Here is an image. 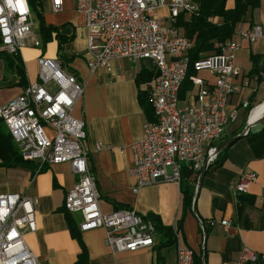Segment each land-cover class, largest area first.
Returning <instances> with one entry per match:
<instances>
[{
	"label": "crops",
	"instance_id": "crops-1",
	"mask_svg": "<svg viewBox=\"0 0 264 264\" xmlns=\"http://www.w3.org/2000/svg\"><path fill=\"white\" fill-rule=\"evenodd\" d=\"M186 1L197 9V0ZM27 2L29 7L38 4L42 23L51 31L48 34L42 31L36 13L31 12L32 30L40 47L29 45L17 56L0 55V108L20 95L26 86L38 82L40 56L57 59L84 87L72 116L84 125L88 166L100 194L102 213L133 209L143 216L157 217L164 227H177L179 222L177 240L182 247L194 252L197 264H236L242 247L264 251V0L247 12L232 37L240 46L236 64L241 74L231 77L230 81L242 88L226 104L227 124L218 146L242 134L252 112L263 106V113L254 122L261 121L218 153L198 190L196 179L193 203L185 213L180 186L176 183L160 181L137 193L132 191L135 180L129 173L130 146L142 138L144 121L154 120L148 101L150 83L157 74L154 62L117 59L109 71L98 68L90 72L86 32L80 26L75 0H63L58 12H53L49 0ZM228 6H232V0L228 1ZM191 14L181 12L179 15L186 21ZM157 16L163 27H170L167 6L159 9ZM213 22L220 25L222 19L215 18ZM255 25L261 27L260 37L254 41L238 38L239 30ZM176 28L184 36L177 22ZM256 56L260 58L259 71L251 75L252 57ZM17 67L25 74L22 85ZM200 76L212 80L205 73ZM183 98L190 101L187 95ZM243 102L248 103L247 109L242 107ZM98 144L100 149H97ZM243 172L254 173L256 180L247 193L234 197L232 188ZM76 181L77 176L68 163L44 165L39 170L35 162L6 167L0 158V194L15 193L39 199L36 232L25 236L37 261L42 264H177L175 242L167 244V238L158 232L152 248L120 253H112L106 246L103 229L80 232L81 216L68 214L64 209L65 196ZM222 221L230 223L227 233L223 231Z\"/></svg>",
	"mask_w": 264,
	"mask_h": 264
},
{
	"label": "built area",
	"instance_id": "built-area-1",
	"mask_svg": "<svg viewBox=\"0 0 264 264\" xmlns=\"http://www.w3.org/2000/svg\"><path fill=\"white\" fill-rule=\"evenodd\" d=\"M53 12L61 10L63 0H49ZM80 26L86 32V51L90 72L110 70L117 59L154 62L157 74L150 83L148 101L154 120L144 121L142 138L134 142L130 175L135 180L134 193L158 182H181L185 168L198 180L200 172L217 159L216 148L224 136L229 98L242 85L230 81L241 74L236 64L239 43L229 40L218 54L202 56L193 62L194 74L188 77L192 88L184 101L179 96L187 78L188 52L193 43L179 34L176 22L181 12L194 13L186 0H75ZM11 11L0 0V53L17 56L27 46L40 47L34 36L32 15ZM167 6L170 27H163L157 16ZM23 15V19H22ZM8 31L5 33L4 28ZM262 35L261 27L239 30V39L254 41ZM38 82L0 108L5 124L23 161L44 165L68 163L77 176L74 187L65 196L64 209L79 214L80 232L103 229L104 242L112 253L137 252L155 245L154 223L133 209L104 214L100 194L88 166L86 134L81 120L72 116L76 102L83 96V84L65 71L55 58L37 59ZM205 73L211 81L200 76ZM52 86V88H50ZM243 108L248 103L243 102ZM235 116H233L234 118ZM101 145L98 144L97 149ZM256 176L240 174L232 188L234 197L245 194ZM38 198L20 194H0V264H42L28 247L25 236L36 232ZM227 233L230 223L222 221ZM177 264H197L192 250L182 247L178 228L173 227ZM236 264H264V251L242 247Z\"/></svg>",
	"mask_w": 264,
	"mask_h": 264
},
{
	"label": "trees",
	"instance_id": "trees-1",
	"mask_svg": "<svg viewBox=\"0 0 264 264\" xmlns=\"http://www.w3.org/2000/svg\"><path fill=\"white\" fill-rule=\"evenodd\" d=\"M229 0H197V9L191 14L189 20H184L182 16H178L177 25L183 29V34L186 38L192 41L193 46L188 52L189 68L187 78L184 80L179 96L183 99L185 93L191 90L192 85L188 77L193 75V62L202 56L218 54L224 46L235 34L236 25L240 23L248 11L257 8L261 0H232V6H228ZM38 4L30 6V10L36 13L40 22V29L45 33H49L51 28H45L42 20L40 10L37 8ZM220 18L222 23L217 25L213 19ZM0 55L8 56L1 53ZM259 57H252L253 67L251 75L257 74L259 69L257 63ZM19 83L24 84V71L17 67ZM150 105V104H149ZM0 158L6 167L25 166L29 162L23 161L16 144L12 140L3 121L0 120ZM196 178L187 169L183 168L181 173V182L179 184L182 194L183 212L191 209L193 203L194 183ZM183 218V216H182ZM180 219V221L182 220ZM155 226L156 232L166 237L167 244L175 242L173 229L171 227H164L160 220L152 215L148 216ZM179 222L177 227L179 228Z\"/></svg>",
	"mask_w": 264,
	"mask_h": 264
},
{
	"label": "water",
	"instance_id": "water-1",
	"mask_svg": "<svg viewBox=\"0 0 264 264\" xmlns=\"http://www.w3.org/2000/svg\"><path fill=\"white\" fill-rule=\"evenodd\" d=\"M260 121H261V119H260V120L258 119V120L255 121V122H254V121H253V122H249V123L247 124V126H246L244 132H243L242 134L237 135V136H234V137H232V138L226 140V141L223 142L222 144H220V145L216 148V154L218 155V153H220L223 149H225L226 147H228V146H229L230 144H232L234 141H236V140H238L240 137L246 135V134L248 133L249 128L252 127V126H254V125H256V124H258ZM206 171H207V168H204V169L200 172V174H199V177H198V180H197V190H198V187H199V185H200V183H201V180H202L203 176L205 175ZM193 212H194V209H193Z\"/></svg>",
	"mask_w": 264,
	"mask_h": 264
},
{
	"label": "clouds",
	"instance_id": "clouds-1",
	"mask_svg": "<svg viewBox=\"0 0 264 264\" xmlns=\"http://www.w3.org/2000/svg\"><path fill=\"white\" fill-rule=\"evenodd\" d=\"M4 4L11 10V11H18L21 14H24L28 11L26 0H4ZM3 12V7H0V13ZM23 19V15H22ZM5 21L0 18V25H4ZM5 33L8 31L7 27L4 28Z\"/></svg>",
	"mask_w": 264,
	"mask_h": 264
},
{
	"label": "bare ground",
	"instance_id": "bare-ground-1",
	"mask_svg": "<svg viewBox=\"0 0 264 264\" xmlns=\"http://www.w3.org/2000/svg\"><path fill=\"white\" fill-rule=\"evenodd\" d=\"M263 106H261V108L257 111V112H255V113H253L252 112V114H251V118L249 119L250 120V122H253L254 120H256L262 113H263Z\"/></svg>",
	"mask_w": 264,
	"mask_h": 264
}]
</instances>
